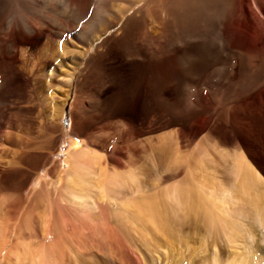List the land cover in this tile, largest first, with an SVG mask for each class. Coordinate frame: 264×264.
<instances>
[{
  "label": "rangeland",
  "instance_id": "374dc122",
  "mask_svg": "<svg viewBox=\"0 0 264 264\" xmlns=\"http://www.w3.org/2000/svg\"><path fill=\"white\" fill-rule=\"evenodd\" d=\"M17 2L19 7L13 6V9L16 8L13 11L18 12L20 9L23 17L30 23L35 20V15L31 16V14L42 13L41 17L45 22L51 21L49 24H52L53 21H65L63 19L65 17L67 21L74 18L65 9L62 0H18ZM27 4L29 5L27 6ZM24 6L28 7V12H23ZM97 12L99 15L95 10L90 9L84 15L85 17L83 16L82 20L78 22L80 26L77 24L76 28L91 30L102 15V12ZM92 15L93 17H90ZM90 18L92 20L94 18L93 22L97 21L93 24ZM84 19H90V23L88 24ZM91 22L92 26H90ZM73 36H70V44H67V41L46 33L40 40L36 51L32 53V50L26 45H22L19 49L24 51H19L15 58V68L19 74L27 77L28 84H25V93L12 98L10 117H14L13 120L17 125L16 127L12 123L6 125L5 130L3 129L2 142L5 148L9 147L14 150L15 147L10 144V138L18 134L23 136L21 133V124L23 123L20 121L23 115V117L26 116L24 120H27L23 127H28L26 135L29 137L31 152L33 155H42L32 162L31 171H29L30 178L26 186L30 191L33 207L31 217L25 222H23L21 214L24 178L17 172L12 174L4 171V174L3 171H0V183L2 182L0 187L8 188L4 191L7 190V193L15 195L13 196L15 213L11 214L12 218L10 215L0 222L4 236L0 239V248L4 251L3 254L6 253L5 247L10 242L9 247L14 249L15 254L18 253L13 257L12 264H239L240 259L247 254L245 242L242 240L243 234H240L235 241H230L228 235L222 234L221 237H218L220 240L217 245L211 243L213 239L209 237V242L200 245L201 242L197 241V238L208 235L205 233L203 225H200V228L202 227L201 234L200 230L186 231L185 234L194 235V238H185L184 242L178 244L173 238L160 236V233L155 231L151 224L143 225L139 222L131 223L129 221L131 224L128 222L126 224L129 236L121 234L122 237H119L118 241L116 239L118 238L116 236L119 235L118 232L115 233V235L117 234L115 236L108 232L104 225L111 228L116 227V215L120 202L118 205L112 206L114 201L106 197V192H101L98 189V193L94 196L95 200H91L92 208H88L90 214H83L80 210H75L77 205L73 203L74 196L71 194L74 192L68 189L71 178L70 166L64 163V160L68 159L71 153L69 138L82 144L87 136L96 134L100 144L107 143L106 137L116 133L114 123L117 120L124 123L125 126L119 136L115 137L109 145L111 158L106 155L104 157L106 159L101 161L99 169L95 166L96 173L92 177L97 182L99 181L97 185L100 186V181H104V178L108 177L112 171L124 174L126 177L125 183L122 185L124 187H122L123 189L117 188L116 191L125 200L129 196L135 197L140 193L138 188L133 186L134 184L131 185L132 181L127 183L130 173H135L137 177L140 179L143 177L144 182L146 181L144 186H141V192L144 191L145 195H156L174 183V181L165 179L166 175L170 173L168 170L183 166V157L188 155L187 153H189L199 177L197 181H201L205 189H209L207 193L217 189L219 183H223L227 189L240 185V180H236L231 168L233 164L231 158L236 157L237 154H242L247 159L264 183V107L212 105V101L215 99H233L235 96L233 94L224 95L215 90L205 91L207 84H219L222 79L221 76H219L220 80L218 77L220 72L213 77V80L209 79L207 75H202L197 81V83L199 82L197 91L199 95L196 98V101L198 99L202 101V105L179 107L186 111L187 117L189 116L188 128H186V132L189 133L185 134L182 142L180 118H176L178 119L176 120L168 111H165L166 107H172V104L179 100V96L174 93L172 88L174 82L173 62L166 61L163 64H158L151 61L146 63L140 74L139 64L125 62L119 55L122 49L119 51L117 48L113 51L114 60L104 61L101 64L104 75L88 77L90 78H87L89 89L85 87L82 91L83 95H81L102 93L104 100L108 101L107 103L114 102L113 107L116 106V108L109 110L104 116L92 115L83 118V112L77 110L75 102L78 97V81L82 71L87 67L86 61L89 55L82 57L77 63H72L69 60V58L78 57L80 54L78 50L80 51L81 45L73 39ZM52 40L59 42V54L47 59L45 54H50L57 49V43H52ZM61 47L64 50L61 51ZM78 47L79 49H77ZM31 53L32 55H30ZM111 75H117L116 83L113 85L108 84L107 76ZM69 76L72 77V80ZM1 100L0 97V104ZM81 104L79 107H83ZM111 122L113 125L110 124ZM73 129H76L77 132L74 133ZM63 133L67 136V139L63 140L65 142L62 141ZM103 133L106 134L103 135ZM236 138L245 142L243 143L248 150L250 149V154L243 150L241 145L236 144ZM166 142L170 147H166ZM173 148H175L174 155L172 154ZM118 151L121 154L117 153ZM171 154L174 158L177 157L173 164L169 160ZM151 155L161 156L157 159V167L150 160L153 158ZM112 157H119L121 164L117 165L112 161ZM199 162H201L200 165ZM7 173L9 177L10 175L12 177L7 179ZM43 173L46 177L45 183H43L46 184L49 194H45L46 200L43 199L40 203L41 201L37 198L38 183ZM3 179L6 181L5 183ZM235 196L237 200H233L230 207L240 208L244 203L238 200L237 191ZM97 203H103L110 207L105 217H102L97 210ZM65 220L70 224L65 226ZM83 224L89 227H85ZM91 227L93 228L92 233H90ZM74 230H77V235L72 239L70 234ZM23 233L24 236H22ZM257 233L254 234L257 235ZM108 235H111V238ZM113 237H115V241H112ZM122 242L123 246L126 245L127 251L125 247L123 249V246H120ZM26 246L28 248H25ZM255 246V248H259V251L255 252L257 257L264 259V241L257 240ZM26 252L28 254L25 257L24 253ZM127 253L134 257L135 263ZM216 256L217 262L215 263L213 260ZM5 263L2 259L1 264Z\"/></svg>",
  "mask_w": 264,
  "mask_h": 264
},
{
  "label": "bare ground",
  "instance_id": "6f19581e",
  "mask_svg": "<svg viewBox=\"0 0 264 264\" xmlns=\"http://www.w3.org/2000/svg\"><path fill=\"white\" fill-rule=\"evenodd\" d=\"M17 1L0 0V97L2 99L0 104V171H8L12 174L17 172L24 178L23 183L25 185L21 203L23 222L29 220L33 207L31 194L26 186L30 178L29 171H31L32 162L40 158L42 154L37 156L31 152L29 137L26 135L28 127H23L24 122H27V120H24L26 116L23 117L22 115V119H20L23 123L21 124L23 136H19V134L11 135L10 144L15 147L14 150L9 147L8 149L5 148L2 142L3 129L11 123L16 127L17 123L13 120L14 117H10L11 101L14 96L25 93V84H28L27 77L19 74L15 68L17 53L24 51L20 50L19 47L26 45L33 53L46 33H50L57 39L67 41V44H70V36L75 34L73 39L81 47L80 51L78 50V53H80L78 57L69 58L72 63L80 62L82 57L89 55L86 61L87 67L82 71L81 78L78 81V97L75 102L77 110H82L83 118L92 115L104 116L109 110L116 108V106L113 107L114 102L107 103L108 101L104 100L102 93H90L88 96H86V93L84 96L81 95H83V89L88 87L87 83L90 79L88 77L104 75L101 64L104 61L114 60L113 51L117 48L119 51L122 49L119 55L125 62L139 64L140 74L143 72L142 69L146 63L151 61L158 64H163L166 61L173 62L172 76L174 82L172 88L174 93L179 96V100L172 104V107L164 109L175 119L180 118L182 122V129L180 130L182 142L186 136L185 134L189 133L186 132L189 116L187 117L186 111L179 109V107L202 105L201 100L196 101L199 95L197 94L199 88V82L197 83V81L202 75H207L209 79L213 80V77L220 72L218 77L221 76V80L219 77L221 82L219 81V84L215 85L207 84L205 91L212 92L215 90L224 95L233 94L235 96L233 99H215L212 101V105L228 104L232 107H264V0H62L65 9L74 18L67 21L66 17L63 18V16L62 18L65 21H53L52 24H49L51 21L47 23L42 19L41 12L39 15L31 14V16L35 15V20L30 23L23 17L20 9L18 12L13 11L16 8L13 9L12 7L17 5ZM26 3L28 2L26 1ZM17 7H19V4ZM27 9L28 7L24 6L23 12H28ZM90 9L95 10L98 15L99 12L97 11L102 12L99 22L95 23L96 25L91 30L88 29L89 31L84 28L77 29L78 22ZM90 17H93V15ZM90 19L93 22L92 18ZM84 20L88 24L90 23L89 20ZM92 22L90 26L94 24ZM54 42L57 43V49L50 54H45L47 59L59 54V42L52 40V43ZM61 48V51L64 50L63 47ZM115 58L117 59V57ZM116 76H107L109 85L116 83ZM69 77L72 80V77ZM88 89L86 90L88 91ZM80 104L83 107H79ZM124 126V123L116 120L114 123L116 133L108 135L106 137L107 143L104 144L99 143L100 140H98L96 134L87 136L82 144L69 138L71 153L68 159L64 160V163L70 166L71 178L68 189L74 192L71 194L74 196L73 203L77 205V207L74 206L76 207L75 210H80L83 214H90L91 200H95L94 196L98 193L97 190L100 189L101 192L107 193L106 197L117 202H113L112 206L114 204L118 205L120 202L116 215V227L111 228L104 225L108 232L114 235L118 232L119 235H115L118 237L116 238L118 241L119 237H122L121 234L126 237L129 236L127 222H139L143 225L151 224L154 230L160 233V236L173 238L178 244L184 242L185 238H194V235L185 234L186 231L200 230L201 234L202 227L200 228V225H203V229L206 230L205 233L208 235L197 238V241L200 240L201 242L200 245L209 242L210 238L213 239L211 243L217 245L218 240H220L218 237L222 234L228 235L230 241L237 240L240 234H243L242 240L245 242L247 254L244 253L245 256L240 259L239 264H264V259L258 258L255 253L259 251L258 247L255 248L257 240L264 241V183L261 176L242 154H237L236 157L231 158L233 163L231 167L232 174L236 176V180H240V185L232 186V190L227 189L223 183H219L217 189L207 193L209 189H205L201 181H197L199 177L196 174L189 153H187L188 155L183 157V166L168 170L170 173L166 175L165 179L174 181V183L156 195H145L144 191L141 192V186H144L143 184L146 181L144 182L143 177L140 179L135 173H130V179L128 178L127 183L132 181L131 185L134 184L133 186L137 187L140 193L138 192L139 194L135 197L128 195L129 198L125 200L116 191L117 188L124 187L122 186L126 178L124 174L112 171L108 177L104 178V181H100V186L97 185L99 181L97 182L92 177L96 173L95 166L99 169L104 157L111 154L109 145L115 137L119 136ZM73 131L74 133L77 132L76 129H73ZM105 134L103 133V135ZM238 138H236V144L241 145L242 149L250 154V149L248 150L244 144L245 142L243 141V143ZM66 139L67 136L63 133L62 141ZM166 147H170L168 143ZM174 151L175 148H173L172 154ZM117 153H120V151ZM171 155L169 160L173 164L176 162L177 157L174 158V154ZM109 157L111 158V156ZM158 157L154 155L150 159L156 167L158 166ZM112 161L117 165L121 164L119 157H112ZM198 164L200 165L201 162ZM8 173L7 179L12 177V175L9 177ZM44 175L45 173L40 177L39 191L38 194L36 193L38 200L41 201L40 203L45 199V194H49L47 193L46 184H44L46 180ZM34 186L37 187V185ZM4 189L8 190L6 187H3V189L0 187V222L15 213V199L13 197L15 195L7 193V190L4 191ZM236 191L239 195L238 200L244 203L240 208L230 207L231 202L237 200L235 199ZM230 192H233V194H230ZM97 201L99 202V200ZM96 205L100 215L105 217L110 207L103 203H97ZM10 217L12 218V215ZM64 224L66 226L70 223L65 220ZM83 229L85 228L83 227ZM86 229L88 230V228ZM76 231L74 230L70 234L72 239L77 235ZM92 232L93 228L91 227L90 233ZM255 232H258L257 235L254 234ZM113 234L111 235L114 236ZM2 236L3 233L0 228V239ZM22 236H24V233ZM110 236L108 235L109 238H111ZM112 239V241H115V237ZM10 244L9 242L6 245L5 254L0 248V264L2 259L6 262L5 264H12L13 257L18 254H15L14 249L9 247ZM120 246H123V242ZM124 247L127 251L126 245L122 248L124 249ZM26 251L28 252V250ZM27 252L24 253L25 257L29 253ZM3 256L4 258H2ZM130 257L135 263L134 257L131 255ZM216 258L217 256L213 260L215 263L217 262Z\"/></svg>",
  "mask_w": 264,
  "mask_h": 264
}]
</instances>
